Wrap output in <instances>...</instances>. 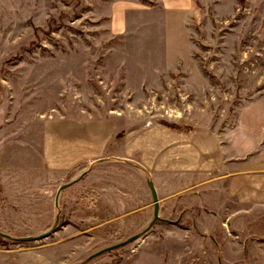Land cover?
I'll return each mask as SVG.
<instances>
[{
    "label": "rangeland",
    "instance_id": "374dc122",
    "mask_svg": "<svg viewBox=\"0 0 264 264\" xmlns=\"http://www.w3.org/2000/svg\"><path fill=\"white\" fill-rule=\"evenodd\" d=\"M192 6L175 17L174 52L158 0H0V232L12 237L0 236V264H264V245L247 256L235 229L226 248L221 239L200 250L178 218L172 176L180 152L197 159V146L208 177L211 162L223 174L230 147L264 150V0ZM49 122L75 136L105 122L109 142L66 175L44 169ZM150 179L162 220L87 260L150 224Z\"/></svg>",
    "mask_w": 264,
    "mask_h": 264
},
{
    "label": "crops",
    "instance_id": "0c3cea01",
    "mask_svg": "<svg viewBox=\"0 0 264 264\" xmlns=\"http://www.w3.org/2000/svg\"><path fill=\"white\" fill-rule=\"evenodd\" d=\"M192 3L193 0H158V6L163 12V22L167 28L173 27L169 32L174 52L180 49L176 48L178 47V42L175 43L176 33L182 31L179 21L178 24L174 23L175 17L188 15L193 8ZM113 18L114 31L118 33L124 31L126 24L124 16L117 14ZM48 124L49 137H43L40 151L42 165L44 169L63 175L70 172L78 163L95 158L96 152L100 148L103 150L109 142L105 140L107 134L103 132L105 122L87 124L84 127L86 132L81 131V135L77 136L72 134L70 126L57 127L56 122ZM88 130L90 134L93 131L94 136L86 135ZM229 149L232 160L224 163L223 174L217 175L215 171L217 163L211 162L214 175L209 177L210 166H203L205 161L202 160L199 146L197 159L187 158L183 151L180 152L175 164L176 173L172 174L176 177L174 187L177 193L178 218L180 222L190 224L187 227L188 232L195 231L192 236L200 250L205 245L212 244L214 249H217L218 241L221 239V248H226V242L234 241L228 236L235 229L237 235H241L240 241L237 242L240 249L248 256L251 247L252 254L259 255L264 245V234L260 233L261 230L264 232V166H260L256 161L264 160V150L259 147L254 149L249 147L245 152L235 150L233 147ZM191 161L192 168L185 170V166H190ZM191 179L193 184H188ZM191 193L192 200L185 201L186 195ZM190 213L194 215V222H190ZM185 247L191 248L189 244ZM180 256H183V253Z\"/></svg>",
    "mask_w": 264,
    "mask_h": 264
},
{
    "label": "water",
    "instance_id": "95a60500",
    "mask_svg": "<svg viewBox=\"0 0 264 264\" xmlns=\"http://www.w3.org/2000/svg\"><path fill=\"white\" fill-rule=\"evenodd\" d=\"M148 184H149V187H150V190H151L152 199H153V205H154V217H153L152 221L150 222V224L142 232H139L137 234H134V235L130 236L125 241L119 242L117 244H114V245H111V246H108L106 248H103V249L99 250L98 252H96V253L92 254L91 256H89L87 258V260H91L92 258L97 257V256H99V255H101L103 253H106L108 251L123 247V246H125V245H127L129 243H132V242L138 240L142 235L147 233L158 220H162V217L160 216V200H159V196H158V192H157L156 186L154 184V181L151 180V179L148 181ZM67 186H68V184L62 185L59 188V192L62 191L63 189H65ZM55 231H56V228L54 227V228H52L51 231H49L47 233H44V234H41L40 236H25V237L13 238V239H16L18 241H33V240L45 238V237L49 236L51 233H53ZM0 236L12 239V237L10 235L4 234V233H1V232H0Z\"/></svg>",
    "mask_w": 264,
    "mask_h": 264
},
{
    "label": "flooded vegetation",
    "instance_id": "af4514ba",
    "mask_svg": "<svg viewBox=\"0 0 264 264\" xmlns=\"http://www.w3.org/2000/svg\"><path fill=\"white\" fill-rule=\"evenodd\" d=\"M68 186H69V185H68ZM68 186H67V187H68ZM67 187H66V188H67ZM63 190H64V189H63ZM63 190H62V191H63ZM62 191H60V192L58 191L57 197H59V195H60V193H61ZM57 219L60 220V215L57 216Z\"/></svg>",
    "mask_w": 264,
    "mask_h": 264
},
{
    "label": "trees",
    "instance_id": "16d2710c",
    "mask_svg": "<svg viewBox=\"0 0 264 264\" xmlns=\"http://www.w3.org/2000/svg\"><path fill=\"white\" fill-rule=\"evenodd\" d=\"M168 124V123H167ZM169 126H171V127H176V128H179L180 126H175V125H171V124H168ZM0 243H2V240H0Z\"/></svg>",
    "mask_w": 264,
    "mask_h": 264
},
{
    "label": "bare ground",
    "instance_id": "6f19581e",
    "mask_svg": "<svg viewBox=\"0 0 264 264\" xmlns=\"http://www.w3.org/2000/svg\"><path fill=\"white\" fill-rule=\"evenodd\" d=\"M160 200V199H159Z\"/></svg>",
    "mask_w": 264,
    "mask_h": 264
}]
</instances>
